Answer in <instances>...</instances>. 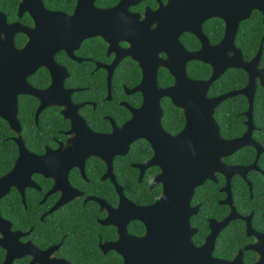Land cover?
<instances>
[{"label":"water","instance_id":"water-1","mask_svg":"<svg viewBox=\"0 0 264 264\" xmlns=\"http://www.w3.org/2000/svg\"><path fill=\"white\" fill-rule=\"evenodd\" d=\"M26 5L25 1L20 4V15L29 11ZM174 7V16L171 18L173 22L159 25L160 28L170 27L163 31L169 33L171 38L168 58L161 60L155 56L154 64L137 59L143 71V80L134 92L144 95V103L122 127L114 124L110 134L90 130L70 101L72 91L65 89V78H58L63 68L55 62V54L70 51L69 38L73 19L64 13L48 11L42 0L36 2L37 24L33 29L19 23L8 24L0 12V118L7 121L17 134L15 141L19 147V157L13 168L0 177V200L14 187L25 197L26 188H37L32 176L39 173L55 179L52 193H63L62 203L56 209L67 201L82 196L69 183L70 170L76 165L84 173L86 161L91 157H98L108 165L106 178L115 183L120 203L114 209L104 200L90 199L97 201L102 209L108 211V217L101 223L118 228V241L109 243L104 248L119 252L124 257L125 264H245L244 256L247 251H254L258 255V260L253 264H264V234L254 232L251 223H248V234L256 237L254 244L240 249L233 260L214 257L217 238L221 230L237 217L236 211L223 223H212V233L202 247H196L193 243L192 237L196 231L190 222L198 211V208L191 206L196 189L208 180L215 181L217 173L226 176L228 185L225 191L229 193L226 203L232 204L231 179L238 174L245 176L249 168L227 166L223 161L226 157L248 145H255L259 155L264 151L252 140L257 80L264 85V66L260 68L262 48L252 61L246 62L242 51L236 46L240 24L248 20L254 11L261 12L264 17V0H181L171 3L167 9L169 11ZM117 11V8L101 10L98 14L104 20H109ZM212 17L221 18L226 23L224 39L217 46L210 44L203 31V23ZM20 33L29 36V42L23 48H18L15 44V36ZM184 33L195 35L201 41L202 48L196 52L188 51L180 42ZM128 55L132 56L131 53ZM192 61L210 65L213 69L211 78L191 79L187 66ZM42 67L53 75L52 85L46 90H39L29 82V77ZM160 68L172 74L175 79L173 86H159ZM229 69L246 71L249 76L247 87L210 98V88ZM113 70L114 67L111 71ZM65 92L67 101L63 104L64 114L73 125L67 144L61 145L56 151L47 150L42 156L29 152L21 137L18 97L31 95L40 98L42 105L38 110L39 114L46 107L58 105L55 99H60ZM237 95L246 96L250 103L247 113L248 131L242 138L225 140L221 136L215 112L223 101ZM164 98H169L186 117L184 130L177 135L168 134L162 126L164 112L161 103ZM139 139L147 140L153 146L155 156L148 163L137 167L142 170V176L148 168L160 167L161 174L154 179L152 187L163 186L159 200L144 207L137 206L125 196L113 174L114 157L126 155L131 145ZM255 167L254 165L252 168ZM132 221H140L146 226L143 236L135 237L128 233V225ZM0 235V246L10 252L5 264H12L13 260L26 255L32 257V264H69L65 260L51 258L54 249L40 251L30 243L22 244L20 239L26 234L13 232L12 224L1 216Z\"/></svg>","mask_w":264,"mask_h":264},{"label":"flooded vegetation","instance_id":"flooded-vegetation-1","mask_svg":"<svg viewBox=\"0 0 264 264\" xmlns=\"http://www.w3.org/2000/svg\"><path fill=\"white\" fill-rule=\"evenodd\" d=\"M23 1L27 3L26 9H29V11L26 10L24 13L20 15L19 7ZM37 1L38 0H17L16 8L13 9V6H11L10 4V0H0V12L5 16L8 24L13 25V24L19 23L28 29H33L36 27V24H37L36 22V16H37L36 2ZM42 1H43L45 8L48 11L64 13L73 19L71 23L70 38H69L70 39L69 41L70 51L69 52L59 51L55 54V62L57 63L58 66L63 68V70H60V75L58 78L59 79L65 78L64 79L65 89L72 91L70 95V101L72 105L74 106V108L78 109L79 116L84 119V121L86 122L90 130H92L95 133H99V134L112 133L114 124L118 127H122L124 124H126L133 118V112L136 110H139L144 103V95L141 92H134V90L141 84L143 80V71L137 59L143 63H153L154 64L156 63L155 56H158L161 60H166L168 58L167 51L170 48L171 38H170L169 33H164L163 31H165L166 29L170 27L160 28L159 25L160 24L163 25L165 22H171V23L173 22V19L171 18H173L174 16L175 7L169 11L167 8L171 3H177L181 0H42ZM115 8H117L118 11L115 14V16L109 20L107 19L104 20L100 16V14H98L99 11L101 10H111ZM160 10H163L161 12L162 14H159ZM177 11L178 10H175V12ZM217 21H221L223 23V28H224V34L221 37V39L218 41L210 37L211 35L209 34V32H211V28L208 27L210 25H213ZM263 24H264V17H263ZM203 31H204V34L209 39L210 44L212 46H217L224 39V36L226 33V23L224 20L218 17L209 18L203 23ZM189 34L197 38L195 35L191 33H184L180 37V42L190 52L199 51L202 48V43L198 38L197 40L199 41L200 46L194 50H190L184 44V40L186 39V36ZM2 37L3 39L5 38L4 35ZM263 40H264V35H263L261 46H260V49L262 48V53H263V45H264ZM28 42H29V36L26 34L20 33L15 36V44L18 48H23L25 45H27ZM129 53H131L132 56L128 55ZM257 54L255 55V57L257 56ZM254 58H252L250 61H252ZM244 60L246 61L245 57H244ZM250 61H246V62H250ZM192 62H201V61H192ZM192 62L188 63V66H187L188 74H189V66ZM125 63H130L132 65H135L138 68L139 73H140V80L132 87H129L125 83H123L121 87L122 90H119L118 88L120 86H116V85L114 86V80L116 79L117 71ZM263 66H264V62L261 57L260 68H263ZM112 67H114L113 71H111ZM42 70H45L46 74H48L49 76V83L43 88L37 87L31 81V79L34 78V76L35 77L38 76ZM211 70L213 73L212 67H211ZM229 70H227L226 72H228ZM162 71H167L170 74V76L173 79L172 84L163 86L160 83V74ZM212 73H211V76H212ZM190 78L193 80H197V79L192 78L191 76ZM29 82L35 88L39 90H46L52 85L53 75L47 68L42 67L35 74L29 77ZM248 82H249V76H248ZM174 83H175V79L172 76V74L168 70L164 68H160L158 71L159 86L161 88H169L173 86ZM247 85L244 88H246ZM259 85L264 87V85L261 84V81L257 80V89ZM103 88H106V90L103 91L102 93ZM244 88L239 89V90H233V91H240V90H243ZM115 91L116 93L114 94ZM228 93H225V94H228ZM225 94H222V95H225ZM222 95H219V96H222ZM61 96L62 97H60V99H55L58 105L54 104V106L46 107L39 114H38V110L40 109L42 105V101L40 98H36L31 95H20L18 97V107H19L18 119H19V114H20L21 99L30 97V98H34L37 102V107L35 110V117H34V123L36 126H39L40 119L45 112H47V115H53L57 121L55 134H53L51 138L52 143L45 145L44 150L41 153H37V152L31 151L27 147L23 139V136H22L23 126L19 119L21 127H22L21 137L29 152L35 155L42 156L47 152V150L56 151L60 148L61 145L67 144L68 139L71 137L70 132L73 129V125H72V121L68 119L66 115L64 114L65 107H63V104H66V101H67L66 92L64 94H61ZM219 96H216V97H219ZM209 97L215 98L211 96ZM166 99L170 100L169 98L162 99L161 105ZM170 102L172 103L171 100ZM113 103H116V105ZM248 103H249V100H248ZM254 103H255V99H254ZM108 104H111L112 106H107ZM120 108H122L123 111H121ZM249 108H250V103H249L248 110L245 113V116L247 118L245 122V125L247 127L246 132L248 131L247 113L249 111ZM162 109H163V106H162ZM110 111L114 112L116 114V117H114L113 114H109ZM163 112H164V109H163ZM163 118H162V126L164 128ZM253 120H254V107H253ZM101 121H104V123H102ZM54 123L55 122H51V124H54ZM185 125H186V117H185ZM254 125H255V122H254ZM184 128L181 131H183ZM164 130L170 135H177L181 132L179 131L178 133L171 134L165 128ZM258 130L259 129L255 125V130L252 135V140L255 144H257L258 146L264 149V144L254 138V133ZM246 132L240 137H235L231 139L224 138L222 136V133H221V136L225 140H234V139L242 138L246 134ZM14 134H15V137H13V141L16 143L15 138L17 137V134L15 132ZM16 145L18 147L17 143ZM246 148H250L254 150V160L251 163L234 164V163L228 162L229 159L230 160L233 159L235 156L240 154ZM132 149H134V151ZM132 151L134 152V156L138 154L141 155V156L138 155L139 157H136V161L130 164L132 168L138 171V182L142 183L143 179L151 171L152 179L150 181V189L152 190L159 189L160 190L159 198H160L162 191H163V186L162 185H158L156 187H152V186H153L154 179L159 174H161V168L158 166H152L148 168L147 170H145L142 176V170L137 167V166L148 163L155 156L154 148L147 140L139 139L135 141L131 145L129 152L126 155L124 156L118 155L114 157L113 174H114L116 183L120 187L123 188V192L125 194L124 187L119 183L118 176L115 171L116 163H117L118 158H125ZM18 152H19V147H18ZM263 156H264V151L260 153L259 155L258 149L255 145L254 146L248 145V146L241 148L240 150L236 151L234 154H232L229 157H226L223 160L227 166L249 168L245 176L238 174V175H235L231 179L230 195L232 198V204L226 203V201L229 198V193L225 191V188L227 187L228 182H227L226 176H224L221 173L216 174L215 181L208 180L206 183H204L202 186H199L196 189L194 197L192 198V201H191V206L193 208H198V211L194 216L191 217V220H190L191 227L196 231L192 237L193 243L196 247H202L205 244L207 238L212 233V223L213 222L216 225L219 223H223L228 218H230L231 214L234 211H236L237 217L233 219L232 221H230L229 224L224 229L221 230L217 238V241H216V246H215L213 255L215 254L219 237L225 232V230L231 228L233 224L242 222L245 225V232L248 238L251 239V242L247 244L246 246L254 244L257 240L256 237L250 236L248 234V223H251V227L254 230V232L259 233V234H264V163H262ZM18 157H19V154H18ZM92 160L97 161V163L90 165L89 162ZM254 165L256 167L252 168ZM88 166H91L90 171H88ZM100 172L102 173L100 175L99 181L108 182L110 185H112L114 192L118 196V203L116 205L111 204L105 198L97 196L94 193L93 185L97 184L94 181L97 180V175ZM107 173H108L107 163H105L101 158H98V157H91L86 161L84 173H82V170L80 169V167H77L75 165V167H73L70 170L68 179H69V183L71 187L75 189L76 191H78L79 193H82V196L75 197L71 199L70 201H67L66 203L60 205L56 209L55 207L59 205V203H62L61 201H62L63 193L61 191L52 193L51 191L54 189L55 184H56L55 179L45 177L44 175L39 174V173L33 174L32 176V181L35 183L37 188H30V187L26 188L25 197H23L22 193L15 187L11 189L8 195H10L13 191L17 192L18 195L20 196L21 203L26 209L27 208V197L29 193L31 191L37 192L36 194H38V196H36L35 194L34 198H38L39 200L38 205L39 206L45 205V210L44 212L41 213V216H40L41 222H44L46 217L56 212H59L65 208L66 210L71 209L70 205L72 204H80L81 202L82 205L85 207L91 202L95 203L99 209L97 213L98 217L96 218V221H95L96 222L95 228L97 230L96 232L98 236L97 246H98V249L100 250L101 255L96 253L94 258H91V255H87L85 257L86 259L89 260L87 264H99V263L105 264L106 257L111 258L113 256L114 257L117 256L118 261H119L118 264H125V259L119 252L115 250H106L104 248L105 245L118 241L119 239L118 228L113 225H103L101 223L108 217V211L106 209H102L101 205L97 201L90 199V198H98V199L104 200L105 202L108 203L110 207L114 209H117L119 207L120 195L118 193L115 183L110 178H106ZM236 178H241L243 180L249 192L247 201L244 204V211H246L244 213L239 211L238 207L236 206L235 200H234L233 183ZM220 182H222L223 184L220 185L219 192L223 194L224 197L217 200V206H221L226 209L221 210L222 211V214H221V212L217 208L212 207L211 210H207L206 215L203 217V211L205 209L204 201L195 199L196 192L200 187H204L205 185L209 183H214L217 186H219ZM43 185L47 186L48 189L47 188L44 189ZM8 195H6L5 197H7ZM159 198L153 203L146 204V205H139V204L134 203L129 198L128 199L132 201L134 204H136L137 206L144 207V206H150V205L155 204L159 200ZM0 216L12 224L13 232H21L22 234H26L25 236H22L20 239V242L22 244L30 243L36 249H39L40 251H48V250L54 249V251L51 254V258H59V259L65 260L69 264H76L71 260L72 259L71 256H73L72 254H74V251H75L74 248L71 247L74 243L73 241V238H75L74 232H66V233H70L71 235L70 238L68 234L63 233L64 235L62 234L63 236H61V238L57 240L58 238H56V235L61 230V228L58 226L57 228L52 227L51 229L53 233L51 237H49L50 239L48 238V239H44L40 241L38 237L33 236L34 227H31L28 230L16 229L15 224L11 220L3 217L1 214ZM196 219H198V221ZM201 219H203V223L204 224L206 223L207 228H208V233L204 237L203 243H199V241L197 242L195 240L201 228L200 226L203 227V225L201 224ZM247 219L251 221L248 222ZM135 222H139L144 226V232L141 235L135 234L134 232L130 231V226ZM97 226L99 227L97 228ZM109 229H113L115 231V234L104 236L103 234L105 233V230H109ZM145 232H146V226L140 221H132L128 225V233L131 236L141 237L145 234ZM0 238H1V235H0ZM67 239H69L68 249L64 251L65 250L64 245ZM244 247L240 249H243ZM0 248L5 253L4 261L2 262V264H5L8 255H10V252L7 249L2 248L1 246ZM237 254L235 255V257L237 256ZM214 257L218 258L215 255ZM96 258L97 260L95 261ZM218 259H222V258H218ZM257 260H258V255H257V259L253 263H255ZM244 261H245V256H244ZM19 262H27L28 264H32L31 263L32 257L30 255H26L21 258H17L13 260L12 264H16Z\"/></svg>","mask_w":264,"mask_h":264},{"label":"trees","instance_id":"trees-1","mask_svg":"<svg viewBox=\"0 0 264 264\" xmlns=\"http://www.w3.org/2000/svg\"><path fill=\"white\" fill-rule=\"evenodd\" d=\"M17 0H10L13 9L16 8ZM211 28L209 35L215 40H220L224 34L223 23L221 21L215 22L213 25L208 26ZM207 27V28H208ZM264 35L263 16L260 12H254L252 16L244 21L238 31L236 38L237 46L242 50L246 61H250L258 53L262 38ZM184 44L190 50H194L200 46L199 41L192 35H187L184 40ZM262 60L264 62V45ZM212 73L211 67L202 62H192L189 66V74L192 78L197 80H207ZM140 80V73L135 65L130 63L123 64L116 73V79L114 80V86H120L118 89L122 90V85L125 83L127 86L132 87ZM32 83L37 87H45L49 83V76L45 70H42L38 76H34L31 79ZM160 83L164 85H170L173 83V79L167 71H162L160 74ZM248 83V75L241 69H230L219 80H217L209 91V96L216 97L233 90H239L244 88ZM106 88L102 89L105 91ZM116 91L114 92V94ZM116 105V103H113ZM107 106H112L108 104ZM164 128L171 134L178 133L185 126V117L183 112L176 108L170 100H164L163 104ZM37 102L34 98H22L20 102V114L19 119L23 126L22 136L27 147L37 153H41L44 150L45 145L52 143V136L56 131V119L53 115H47L45 112L41 119L39 126L34 123L35 110ZM249 103L246 97L242 95L235 96L228 100H225L216 110L215 117L218 121L222 136L226 139L242 136L247 127L245 122L247 120L245 113L248 110ZM123 111L122 108H120ZM109 114H116L110 111ZM51 122H55L51 124ZM104 123V121H101ZM254 122L259 129L254 133V138L264 144V87L258 86L255 103H254ZM15 137L14 132L9 127L8 123L3 119H0V176L7 173L14 165L18 158V147L13 141ZM147 145V144H146ZM134 151V149H132ZM131 152L125 158H118L116 163V174L118 176L119 183L124 187L126 196L134 203L139 205H146L153 203L160 196L159 189H150V181L152 179V172L143 179L142 183L138 182V171L130 166L132 162L136 161L134 152ZM141 156V155H140ZM254 160V150L250 148L244 149L240 154L233 159H229V163L234 164H248ZM97 161H90L92 165ZM262 163H264V156L262 157ZM91 166H88L90 171ZM104 172V171H103ZM102 172L97 175V184H94V193L97 196L105 198L111 204L118 203V196L114 192L113 186L108 182H100L99 178ZM91 178V177H90ZM219 186L214 183H209L204 187H200L196 192L195 199L203 200L205 209L203 211V217L206 215L207 210L217 208L221 214L226 208L217 206V200L224 197L219 192ZM44 189H48L43 185ZM234 200L239 211L244 213V204L247 201L249 192L246 184L241 178H236L233 183ZM37 192L31 191L27 197V208L25 209L21 203L20 196L17 192L13 191L10 195L0 201V214L11 220L15 224L16 229L28 230L34 227L33 236L39 238L40 241L48 239L52 235V227H60L61 230L57 233L56 238L59 240L61 236L74 232L75 238H73L74 254L71 256V260L76 264H87L89 262L85 257L91 255V258L97 254L101 255L98 249L97 242V230L96 218L98 217V206L91 202L87 206L80 204L70 205L71 209H63L45 218L44 222L40 221L41 213L45 210L44 206L38 205V198H34ZM38 196V194H36ZM257 206V204H256ZM69 208V207H68ZM220 215V213H219ZM202 217V218H203ZM198 221V219H196ZM200 230L195 240L199 243H203L204 237L208 233L206 223H203L201 219ZM99 226H97L98 228ZM130 231L135 234L141 235L144 232V226L135 222L130 226ZM63 234V235H62ZM106 234V235H105ZM113 229L105 230L104 236L114 235ZM106 238V237H104ZM50 239V238H49ZM68 240L65 242V250L68 249ZM251 242L245 232V225L242 222L233 224L231 228L225 230V232L219 237L215 256L225 260H232L237 254L238 250ZM5 253L0 248V264L4 261ZM257 259V254L249 251L245 253V263L252 264ZM97 258L95 259V261ZM117 256L105 259V264H118ZM16 264H28L27 262H19ZM102 264V263H99ZM104 264V263H103Z\"/></svg>","mask_w":264,"mask_h":264}]
</instances>
